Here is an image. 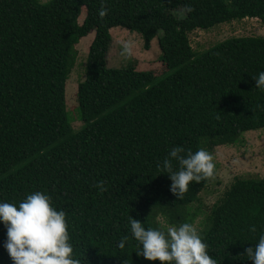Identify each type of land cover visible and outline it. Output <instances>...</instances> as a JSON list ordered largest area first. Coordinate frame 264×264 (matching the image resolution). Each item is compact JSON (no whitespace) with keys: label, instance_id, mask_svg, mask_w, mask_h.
Returning <instances> with one entry per match:
<instances>
[{"label":"trees","instance_id":"1","mask_svg":"<svg viewBox=\"0 0 264 264\" xmlns=\"http://www.w3.org/2000/svg\"><path fill=\"white\" fill-rule=\"evenodd\" d=\"M178 7L181 15L172 11ZM245 17L264 23V0H0V201L15 204L34 191L49 196L65 213L80 264H160L135 253L129 215L164 231L159 216L171 226L190 223V207L217 164L212 158V175L189 182L179 199L157 164L174 146L212 157L216 146L264 127V90L252 80L264 71V36H232L200 52L189 39L197 28ZM115 26L141 34L145 50L162 31L165 70L108 66ZM92 31L75 129L66 81L76 45ZM262 231L264 175L236 178L198 234L215 264H252L244 249ZM5 240L0 223V264H12Z\"/></svg>","mask_w":264,"mask_h":264},{"label":"clouds","instance_id":"2","mask_svg":"<svg viewBox=\"0 0 264 264\" xmlns=\"http://www.w3.org/2000/svg\"><path fill=\"white\" fill-rule=\"evenodd\" d=\"M105 14L104 9L99 12ZM254 87L264 90V71L252 77ZM182 146L172 147L157 168L167 174L171 183L169 191L181 198L189 182L200 181L212 175L211 155L204 149L184 153ZM178 164L173 169L172 160ZM99 191H104L101 183ZM0 223L6 229L3 247L12 264H80L73 257L72 245L65 220V213L51 206L50 197L40 191L27 194L18 203L0 201ZM129 231L139 247L135 253L148 261L160 264H215L208 255L206 244L190 223L169 226L166 231L142 226L140 220L128 217ZM128 236L119 241L125 247ZM252 264H264V231L255 246L244 249Z\"/></svg>","mask_w":264,"mask_h":264},{"label":"rangeland","instance_id":"3","mask_svg":"<svg viewBox=\"0 0 264 264\" xmlns=\"http://www.w3.org/2000/svg\"><path fill=\"white\" fill-rule=\"evenodd\" d=\"M172 11L175 15L183 13L182 7ZM85 13L86 10L83 8L79 17L80 22ZM110 33L112 40L107 52L108 66L131 65L136 69H153L157 75L165 70L164 65L158 60L160 55L158 37L162 31H159L157 37L152 39L151 47L147 50L144 49L143 38L138 32L115 26L111 28ZM248 35L264 36V23L255 17H245L216 25L208 30L197 28L189 33V39L192 47L200 52L228 37ZM93 37L94 31L81 38L76 45L78 51L76 63L66 81V105L75 129L82 125L76 109L78 103L76 91L79 82L85 77L84 63ZM212 155L217 164L216 174L199 194V199L190 207L193 213L190 224L198 232L204 228V219L209 209L223 196L236 178H254L264 175V127L243 132L236 143L216 146ZM158 219L166 229L171 226L165 223L162 217L159 216Z\"/></svg>","mask_w":264,"mask_h":264}]
</instances>
